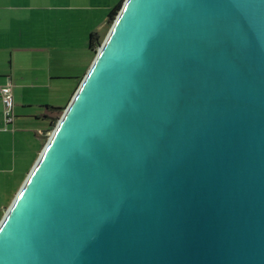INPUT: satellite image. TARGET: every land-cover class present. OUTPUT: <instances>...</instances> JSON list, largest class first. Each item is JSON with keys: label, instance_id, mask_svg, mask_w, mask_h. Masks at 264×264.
<instances>
[{"label": "water", "instance_id": "95a60500", "mask_svg": "<svg viewBox=\"0 0 264 264\" xmlns=\"http://www.w3.org/2000/svg\"><path fill=\"white\" fill-rule=\"evenodd\" d=\"M0 264H264V0H124Z\"/></svg>", "mask_w": 264, "mask_h": 264}, {"label": "crops", "instance_id": "0c3cea01", "mask_svg": "<svg viewBox=\"0 0 264 264\" xmlns=\"http://www.w3.org/2000/svg\"><path fill=\"white\" fill-rule=\"evenodd\" d=\"M121 0H0V89L12 92L13 122L0 99V220L12 204L103 41Z\"/></svg>", "mask_w": 264, "mask_h": 264}, {"label": "built area", "instance_id": "2783aa9c", "mask_svg": "<svg viewBox=\"0 0 264 264\" xmlns=\"http://www.w3.org/2000/svg\"><path fill=\"white\" fill-rule=\"evenodd\" d=\"M0 99L2 102L3 120L6 126H9L13 122V102L12 92L9 85L0 89Z\"/></svg>", "mask_w": 264, "mask_h": 264}, {"label": "trees", "instance_id": "16d2710c", "mask_svg": "<svg viewBox=\"0 0 264 264\" xmlns=\"http://www.w3.org/2000/svg\"><path fill=\"white\" fill-rule=\"evenodd\" d=\"M124 0H121L119 2V4L111 11L109 17H108V26L111 27V25L113 24L119 10L121 9L122 5H123ZM100 45V41L98 40V36H96L95 34L90 35V40H89V50L93 55H96L97 50L99 48ZM56 123H52L50 125V131L53 130V128L55 127Z\"/></svg>", "mask_w": 264, "mask_h": 264}, {"label": "rangeland", "instance_id": "374dc122", "mask_svg": "<svg viewBox=\"0 0 264 264\" xmlns=\"http://www.w3.org/2000/svg\"><path fill=\"white\" fill-rule=\"evenodd\" d=\"M109 27H110V26H109ZM101 43H102V41H100V44H101ZM61 116H62V115H61ZM61 116H60V117H61ZM59 119H60V118H59ZM59 119H58V120H59ZM56 124H57V123H56ZM55 126H56V125H55ZM53 129H54V128H53ZM51 133H52V130L49 132V137H50ZM49 137H48V139H49Z\"/></svg>", "mask_w": 264, "mask_h": 264}]
</instances>
